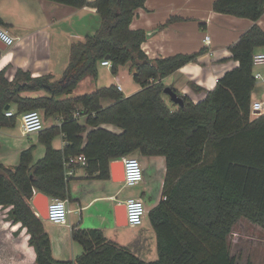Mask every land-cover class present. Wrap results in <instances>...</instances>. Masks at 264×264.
Returning <instances> with one entry per match:
<instances>
[{
    "label": "trees",
    "instance_id": "obj_1",
    "mask_svg": "<svg viewBox=\"0 0 264 264\" xmlns=\"http://www.w3.org/2000/svg\"><path fill=\"white\" fill-rule=\"evenodd\" d=\"M46 1L75 9L90 5L98 10L101 27L73 45L70 65L60 81L49 76L34 79L22 71L10 81L5 71L0 72V130L14 128L29 111H43L46 120L61 117L60 125L39 133L46 148L42 159L35 162L32 146L21 153L15 169L0 164V206L12 207V221L27 229L36 264H239L230 241L237 224L246 220L264 233V114L256 119L251 114L257 88L253 57L264 48V31L254 25L230 47L231 60L239 66L227 72L204 101L195 104L172 88L185 101L184 108L172 103L173 110L165 100L164 80L197 62L205 50L151 60L143 50L146 32L131 29L147 0ZM214 11L257 22L264 15V0H217ZM0 27L9 25L0 18ZM2 53L0 49V58ZM105 60L112 63L113 75L131 65L141 91L126 98L111 86L60 99L72 95L85 78L96 80ZM191 87L202 91L193 83ZM39 91L47 96H23ZM105 99L114 104L104 108ZM12 106L15 116L7 117ZM76 113L87 118L85 125ZM104 124L123 133L100 128ZM61 136L66 146L56 150L53 144ZM135 153L166 159L163 200L149 212L159 259L146 262L108 241L100 230L74 228L72 239L83 253L75 260H57L45 223L32 205L34 191L66 200L70 180L65 162L71 156L84 154L89 175L106 180L111 163Z\"/></svg>",
    "mask_w": 264,
    "mask_h": 264
},
{
    "label": "crops",
    "instance_id": "obj_2",
    "mask_svg": "<svg viewBox=\"0 0 264 264\" xmlns=\"http://www.w3.org/2000/svg\"><path fill=\"white\" fill-rule=\"evenodd\" d=\"M216 1L147 0L144 7L136 12L131 24V29L146 32L147 40L143 44V50L151 60L176 55H193L205 50L198 57L197 62L187 64L163 82L166 87L173 88L195 104L204 101L208 92L217 87L218 81L227 72L239 66L237 62L231 60L230 47L237 44L254 25H258L264 31V15L259 21L253 22L249 19L219 14L214 11ZM88 2L93 4L96 0H88ZM0 18L9 25L5 29L12 36L20 39L16 45L2 51L0 58V72L5 71L10 81L15 79L19 71L30 74L34 79L49 76L52 81H60L70 65L73 45L85 41L88 36L95 35L101 27L98 10L90 5L75 9L46 0H0ZM206 37L211 39L209 46L205 43ZM258 52H264V48ZM100 67L111 70L102 65ZM121 69L118 74L113 75L109 87L116 86L118 89L121 87L119 90L126 98L141 91V86L136 82L127 85L123 83L119 76ZM129 71L130 77L133 78L135 72ZM96 80L87 77L78 87L83 86L84 83L89 84L94 90L91 93H94L99 90ZM191 83L202 91L193 89ZM83 89L80 95L76 90L75 95L62 96L60 99L91 94L84 86ZM23 96L39 98L47 96V93L27 92ZM165 100L171 109H176L168 97ZM259 101L264 102L262 85H257L253 95V103ZM101 104L104 108H108L114 102L105 99ZM15 109V106H12L11 111L15 113ZM53 118H58L59 123L45 125V129L61 124V117ZM77 119L82 125L86 124V117L80 115ZM19 121H21L20 117ZM20 126L22 130V122ZM100 128L114 134L123 133L122 129L111 124H104ZM10 129H1L0 138L3 135L2 139L9 144L11 141L15 147L18 146V150H22L21 153L40 143L39 134L25 136L22 131L21 139H28V142L22 140L23 144L20 145L17 143L19 139L15 134H11ZM91 130L89 129V132ZM87 135L88 133L85 137ZM57 143L60 144L58 148L55 146ZM65 146L66 141L62 136L53 144L56 150H63ZM17 152V155L4 153V145L1 144L0 164L15 169L21 155L19 151ZM45 153L46 149L41 153L40 159ZM133 156H137L143 165L145 174L143 183L148 192L146 201L149 204L152 201L153 206L148 208V215L142 227L136 229L127 227L137 231L138 234L121 247L128 248L146 262H155L159 259L158 241L149 212L163 200L167 175L166 159L160 156L144 157L139 153ZM68 178L70 180L69 196L66 199L70 211L68 223L61 226L44 221L45 229L51 238L53 255L60 261L75 260L83 253V248L72 239L74 228L100 230L108 241L111 240L108 235L111 234V230L117 227L126 228L117 225L116 208L124 204L117 202L116 196L120 191L115 194V190L120 183L112 180L111 173L109 179L102 180L98 175H89L86 167L76 166L73 175ZM156 190L160 195L153 198L152 195ZM12 209V207L0 206V264H36L37 254L35 248L30 245L28 231L22 228L21 224L12 221L10 217ZM73 215H76V218H72ZM238 238L241 236L239 235Z\"/></svg>",
    "mask_w": 264,
    "mask_h": 264
},
{
    "label": "built area",
    "instance_id": "obj_3",
    "mask_svg": "<svg viewBox=\"0 0 264 264\" xmlns=\"http://www.w3.org/2000/svg\"><path fill=\"white\" fill-rule=\"evenodd\" d=\"M19 38L11 35V33L3 27H0V41L7 47H12L17 44ZM205 43L211 44L210 37L205 38ZM102 66L112 68V63L105 60L101 63ZM253 77L256 85L264 86V52H257L253 57ZM121 90V87H119ZM252 117L261 116L264 114V102L252 103ZM7 117L15 116V113L9 111ZM80 114L76 113L75 118ZM22 122V131L25 136L39 134L45 130L44 115L40 111H29L20 116ZM124 164V184L125 187H136L144 182L145 174L141 161L134 157H126L121 160ZM87 166V158L84 154L71 156L65 162L67 177L73 175L74 167ZM38 192L34 191V196ZM126 207V219L128 227L136 229L144 225L148 211L144 202L141 199L130 198L124 203ZM68 200L50 198L48 209V222L54 225L64 226L68 223L69 217Z\"/></svg>",
    "mask_w": 264,
    "mask_h": 264
},
{
    "label": "rangeland",
    "instance_id": "obj_4",
    "mask_svg": "<svg viewBox=\"0 0 264 264\" xmlns=\"http://www.w3.org/2000/svg\"><path fill=\"white\" fill-rule=\"evenodd\" d=\"M99 68H100L99 75L96 80L97 88L100 89L103 87H109V85H111V79L113 78V74L111 70L110 69L105 70L102 67ZM129 70H131V65H127L125 66V68H122L119 74V76L124 81L123 83L125 85L135 83L134 79L130 77L131 75ZM78 86L76 87L72 95H75L76 90L79 95L83 93L84 91L83 86L88 89L89 93L94 91L93 88L89 87V84L86 83H84L83 86L82 85H80V87ZM167 97L169 98V96ZM255 99H256V95L254 96V100ZM40 112H42L44 115L43 111ZM258 117L259 116L253 117V119H256ZM44 122L46 126L50 124L59 123L58 118H52L49 119L48 121H46V119L44 118ZM20 123L21 121L18 122V125L16 127L11 128L10 130L12 131L11 134H15L16 138L19 139L17 143L21 145L23 144V141L28 142V139H24V140L21 139L22 130ZM2 137L4 136L1 135L0 142L1 144L4 145V153L10 152L11 154L13 153L17 155L18 153L17 151H19L21 154L22 150H18V146L15 147V144H13L11 141L9 144L6 140L2 139ZM36 145L37 146L35 147V152H34L35 161L39 160L42 157L40 155H42L41 153L45 152L46 149L40 143H37ZM55 146H57L58 148L60 147V144L57 143ZM6 156H8V153L6 154ZM131 157L139 159L137 156H131ZM7 161H9L8 158ZM116 193H118L116 196L117 202L124 204L130 198H137V199H141L143 202L145 201L144 204L147 210L149 207L153 206L151 204L152 201L150 202V204L147 203L146 201L148 192L144 183H141L139 186L136 187H125L124 184L120 183L116 187L115 194ZM159 195L160 192L156 190V192L153 193L152 197L157 198ZM72 218H76V215H73ZM47 223L51 224L48 221ZM137 234H138L137 231L130 230L127 227L125 229L117 227L111 230V234L108 235L112 243L117 244L119 246H125V243L128 244L129 240L134 238ZM239 235L241 236V238H238ZM230 241H231L232 253L238 258L239 264H247L248 261L252 262V264H264V233L260 227H257L246 220H241L235 227L233 234L230 238Z\"/></svg>",
    "mask_w": 264,
    "mask_h": 264
},
{
    "label": "water",
    "instance_id": "obj_5",
    "mask_svg": "<svg viewBox=\"0 0 264 264\" xmlns=\"http://www.w3.org/2000/svg\"><path fill=\"white\" fill-rule=\"evenodd\" d=\"M150 36L148 35V38ZM0 49L2 51L7 49V46L0 41ZM165 94L169 96L171 102L181 108L185 107L184 99L178 95L172 88L167 87L165 89ZM9 109V108H8ZM111 178L115 183H122L124 181V164L122 161H116L111 163L110 166ZM50 197L43 194L37 193L32 200V205L38 215L43 221H48V209H49ZM116 219L117 225L119 227H128L126 219V207L125 205H120L116 208Z\"/></svg>",
    "mask_w": 264,
    "mask_h": 264
}]
</instances>
